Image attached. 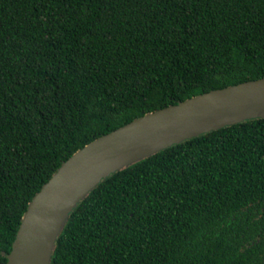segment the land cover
Listing matches in <instances>:
<instances>
[{
    "label": "trees",
    "instance_id": "16d2710c",
    "mask_svg": "<svg viewBox=\"0 0 264 264\" xmlns=\"http://www.w3.org/2000/svg\"><path fill=\"white\" fill-rule=\"evenodd\" d=\"M263 76L264 0H0V264L30 200L77 149ZM50 264H264V117L102 179Z\"/></svg>",
    "mask_w": 264,
    "mask_h": 264
},
{
    "label": "water",
    "instance_id": "95a60500",
    "mask_svg": "<svg viewBox=\"0 0 264 264\" xmlns=\"http://www.w3.org/2000/svg\"><path fill=\"white\" fill-rule=\"evenodd\" d=\"M258 117H264V76L193 95L96 137L63 160L30 200L7 264H50L70 212L111 173L188 138Z\"/></svg>",
    "mask_w": 264,
    "mask_h": 264
}]
</instances>
